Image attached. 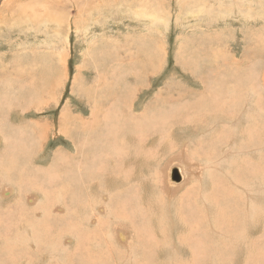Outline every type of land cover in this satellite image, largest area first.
Here are the masks:
<instances>
[{"label": "rangeland", "instance_id": "374dc122", "mask_svg": "<svg viewBox=\"0 0 264 264\" xmlns=\"http://www.w3.org/2000/svg\"><path fill=\"white\" fill-rule=\"evenodd\" d=\"M0 210L3 264H264V0H0Z\"/></svg>", "mask_w": 264, "mask_h": 264}, {"label": "bare ground", "instance_id": "6f19581e", "mask_svg": "<svg viewBox=\"0 0 264 264\" xmlns=\"http://www.w3.org/2000/svg\"><path fill=\"white\" fill-rule=\"evenodd\" d=\"M145 39V38H144ZM134 43V42H133ZM143 43V42H142ZM146 43V42H145ZM145 45V44H144ZM128 47V46H127ZM144 51V50H143ZM129 53V52H128ZM127 59V58H126ZM135 59V58H134ZM140 59V58H139ZM143 59V58H142ZM129 60V59H128ZM127 60V61H128ZM132 60H133V58H132ZM135 61V60H134ZM131 61H129V63H130ZM133 62V61H132ZM137 62H138V60H137ZM140 62V61H139ZM125 63V62H124ZM128 63V64H129ZM141 63V62H140ZM131 64V63H130ZM132 66H133V63H132ZM140 66V65H139ZM141 68V67H140ZM132 76V75H131ZM126 96V95H125ZM96 116V115H95ZM100 119V118H99ZM98 119V120H99ZM101 119H102V116H101ZM239 119V118H238ZM105 119H103V121H104ZM95 122V121H94ZM97 123V122H96ZM99 123V122H98ZM102 123V122H101ZM101 123H99V124H101ZM93 125V124H92ZM98 125V124H97ZM95 129V128H94ZM96 129H98V128H96ZM91 130H92V128H91ZM102 132V131H101ZM86 133V132H85ZM100 133V132H99ZM109 133V132H108ZM87 134V133H86ZM117 134V133H116ZM101 135H103L102 133H101ZM106 136V135H105ZM111 136V135H110ZM100 137H102V136H100ZM92 140V139H91ZM119 143V142H118ZM104 145V144H103ZM106 145V144H105ZM99 146H100V144H99ZM97 147V146H96ZM101 147V146H100ZM99 147V148H100ZM108 147H111V146H108ZM94 149V148H93ZM130 149V148H129ZM134 150V149H133ZM95 151H97L96 149H95ZM100 151V150H99ZM122 151V150H121ZM131 151H132V149H131ZM130 151V153H132ZM79 153H81V152H79ZM96 153V152H95ZM101 153H103V152H101ZM100 153V154H101ZM72 154V153H71ZM94 154V153H93ZM152 154V153H151ZM82 155H83V153H82ZM109 155V154H108ZM63 156H64V154H63ZM67 156V155H66ZM72 156H74V155H72ZM76 156V155H75ZM184 156V155H183ZM182 156V159L180 160L179 158V160L180 161H183V157ZM71 158V157H70ZM70 158H68V159H70ZM103 158V157H102ZM96 159V158H95ZM97 159H98V157H97ZM96 159V160H97ZM173 159V158H172ZM91 160V159H90ZM99 160V159H98ZM177 160V159H176ZM185 160V159H184ZM84 161V160H83ZM109 161V160H108ZM69 162V161H68ZM67 162V163H68ZM85 162V161H84ZM173 161L171 160L170 161V163L168 164V166H167V168H166V166H165V168H166V174H164L163 175V185H164V188H165V191L169 194V195H172V194H174L176 191H178L179 189H181L182 188V185H184V184H182V185H180L179 183H175V182H173L172 181V170H173V168L174 167H179V169H180V171H181V174L183 175L182 177H183V180H184V178L187 176V175H189L188 174V172H187V165H188V163H187V165H186V167L185 166H182V165H180V164H178V163H172ZM176 162V161H175ZM184 162V161H183ZM181 164H182V162H180ZM185 163H186V161H185ZM80 164V163H79ZM78 164V165H79ZM82 164V163H81ZM87 164V163H86ZM184 164V163H183ZM74 165V164H73ZM190 165V164H189ZM7 166V165H6ZM70 166V165H69ZM96 166V165H95ZM71 167V166H70ZM86 167V169H87V166H85ZM191 167V166H190ZM91 168H93V166L91 167ZM99 168V167H98ZM67 169V168H66ZM75 169V168H74ZM95 169H97L96 167H95ZM130 169V168H129ZM19 170V169H18ZM41 170V169H40ZM91 170V169H90ZM84 171V170H83ZM191 171H193V170H191ZM9 172V171H8ZM74 172V171H73ZM97 172V171H96ZM125 172V176H126V178L128 177V178H130V176H129V174H127L128 172L127 171H124ZM164 172V171H163ZM84 173V172H83ZM98 173V172H97ZM194 173V172H193ZM69 174V173H68ZM4 175V174H3ZM193 175V174H192ZM191 175V176H192ZM34 176H36V175H34ZM74 176V175H73ZM72 176V177H73ZM140 177H145L146 178V176L143 174H141V175H139ZM207 176V175H206ZM38 177V176H37ZM83 177V176H82ZM118 177V176H117ZM138 177V176H137ZM70 178V177H69ZM97 178H98V176H97ZM145 178L143 179V180H145ZM190 178V177H189ZM5 181H6V178L4 177L3 178ZM84 179V178H83ZM154 178H149L148 179V181L150 182L151 180H153ZM131 180V182H132V179H124L122 182H121V186H120V188H122V185L123 184H127L129 181ZM143 180L141 181V182H143ZM182 180V181H183ZM187 180V179H186ZM185 180V181H186ZM37 181V180H36ZM84 181V180H83ZM89 181V180H88ZM116 181H117V179H116ZM184 181V182H185ZM196 182V181H195ZM212 182V181H211ZM35 183V182H34ZM38 183V182H37ZM37 183H36V185H37ZM90 183V182H89ZM101 183V182H100ZM151 183V182H150ZM149 183V184H150ZM12 184V183H11ZM96 184V183H95ZM129 184V183H128ZM152 184V183H151ZM159 184V183H158ZM13 185V184H12ZM148 185V184H147ZM28 186V185H27ZM96 186V185H95ZM149 186V185H148ZM118 186H115V188H117ZM131 187H133L132 185L131 186H129L128 187V189H130ZM95 188V187H94ZM108 190V189H107ZM10 191V190H9ZM112 191V190H111ZM11 193V192H10ZM2 195H4V194H2ZM182 196H184V195H182ZM185 196H186V194H185ZM223 200V199H222ZM177 201V200H176ZM182 200H180V202H181ZM184 201V200H183ZM76 202V201H75ZM3 203V202H2ZM172 204V203H171ZM174 204V203H173ZM213 207V206H212ZM212 210V209H211ZM9 213H7V214H2V211L0 210V215L2 214L3 215V217H5V218H8L9 216H10V212H14L13 210H7ZM210 211V210H209ZM211 212H213V211H211ZM215 212V211H214ZM251 212V211H250ZM5 213V212H4ZM177 213H178V211H177ZM253 213V212H252ZM256 213H258V215L256 214ZM255 213V216L256 217H259L260 216V211H257ZM214 214V213H213ZM175 215V214H174ZM252 215V214H251ZM234 218V217H233ZM232 218V219H233ZM251 218V217H250ZM250 218H248V220H250ZM261 217H259V219H260ZM254 219V218H253ZM237 220V219H236ZM48 221V220H47ZM105 221V220H104ZM230 221V220H229ZM1 222V221H0ZM226 222V221H225ZM251 222V221H250ZM31 223V222H30ZM234 223V222H233ZM247 224V223H246ZM249 224V223H248ZM257 224V223H256ZM237 225H234L233 227L230 225H225V230L228 228V229H230V232L234 229V227H236ZM30 227V226H29ZM245 227H246V225H245ZM50 228V227H49ZM244 228V227H243ZM41 230V229H40ZM224 230V231H225ZM237 230H238V227H237ZM249 230H251V229H249ZM49 231V230H48ZM236 233V232H235ZM16 234V233H15ZM40 234V233H39ZM38 234V235H39ZM25 235V234H24ZM33 235V234H32ZM51 235V234H50ZM241 235L242 236H244V232H242L241 231ZM120 237H122V238H124V234H121L120 235ZM126 237V236H125ZM229 240V239H228ZM155 241V240H154ZM235 242V241H234ZM225 243L227 244V242L225 241ZM233 245H234V243H232ZM228 245V244H227ZM253 246H255V245H253ZM258 248L260 247V244H258V245H256ZM10 247V246H9ZM11 247H12V245H11ZM37 247V246H36ZM234 247V246H233ZM249 247H251V246H249ZM39 248V247H38ZM220 248V247H219ZM21 249V248H20ZM235 249V248H234ZM249 249V248H248ZM250 249H252V248H250ZM155 250V249H154ZM217 250H218V252L220 253V252H222V253H226L227 251H226V247H225V250L224 249H218V247H217ZM229 250H232V249H229ZM256 250V249H255ZM14 251H15V249H14ZM17 251V250H16ZM18 251H19V249H18ZM17 251V252H18ZM235 251V250H234ZM237 251V250H236ZM258 251V250H257ZM20 252V251H19ZM12 253V252H11ZM248 253V252H247ZM152 254V253H151ZM7 255V254H6ZM12 255V254H11ZM16 255V254H15ZM19 255V254H18ZM229 255V254H228ZM258 256H259V253H258ZM261 257H262V255H260ZM7 259V258H6ZM10 259V258H9ZM13 260V259H12ZM4 261V260H3ZM0 264H3V262L2 261H0ZM258 264V263H257ZM260 264V263H259Z\"/></svg>", "mask_w": 264, "mask_h": 264}, {"label": "water", "instance_id": "95a60500", "mask_svg": "<svg viewBox=\"0 0 264 264\" xmlns=\"http://www.w3.org/2000/svg\"><path fill=\"white\" fill-rule=\"evenodd\" d=\"M183 175L181 174V171H180V169L179 168H173V170H172V179H176V180H181L183 177H182Z\"/></svg>", "mask_w": 264, "mask_h": 264}, {"label": "crops", "instance_id": "0c3cea01", "mask_svg": "<svg viewBox=\"0 0 264 264\" xmlns=\"http://www.w3.org/2000/svg\"><path fill=\"white\" fill-rule=\"evenodd\" d=\"M139 153V152H138ZM137 154V153H136ZM137 160V159H136ZM139 175H141V174H137L135 177H137V176H139ZM124 190H125V188H123ZM120 190H122V188H120ZM119 190V191H120ZM127 190H128V188H127ZM126 193H129L128 191H126Z\"/></svg>", "mask_w": 264, "mask_h": 264}]
</instances>
